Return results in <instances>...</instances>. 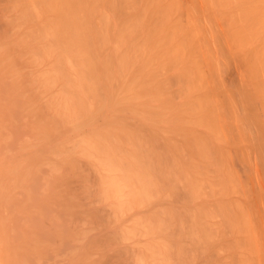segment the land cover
Wrapping results in <instances>:
<instances>
[{"label": "bare ground", "instance_id": "bare-ground-1", "mask_svg": "<svg viewBox=\"0 0 264 264\" xmlns=\"http://www.w3.org/2000/svg\"><path fill=\"white\" fill-rule=\"evenodd\" d=\"M0 264H264V0H0Z\"/></svg>", "mask_w": 264, "mask_h": 264}]
</instances>
